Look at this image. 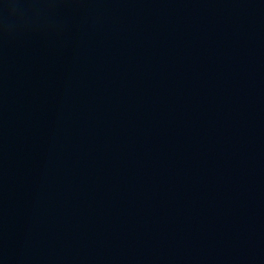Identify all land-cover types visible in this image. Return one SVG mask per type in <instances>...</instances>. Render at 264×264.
I'll list each match as a JSON object with an SVG mask.
<instances>
[{"label":"water","instance_id":"95a60500","mask_svg":"<svg viewBox=\"0 0 264 264\" xmlns=\"http://www.w3.org/2000/svg\"><path fill=\"white\" fill-rule=\"evenodd\" d=\"M0 264H264V0H0Z\"/></svg>","mask_w":264,"mask_h":264}]
</instances>
